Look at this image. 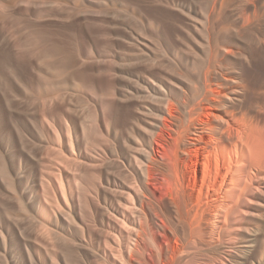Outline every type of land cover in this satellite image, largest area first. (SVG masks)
Instances as JSON below:
<instances>
[{
    "label": "rangeland",
    "instance_id": "374dc122",
    "mask_svg": "<svg viewBox=\"0 0 264 264\" xmlns=\"http://www.w3.org/2000/svg\"><path fill=\"white\" fill-rule=\"evenodd\" d=\"M262 2L0 0V264H264L260 195L222 219L264 149ZM210 27L234 40L206 82Z\"/></svg>",
    "mask_w": 264,
    "mask_h": 264
},
{
    "label": "bare ground",
    "instance_id": "6f19581e",
    "mask_svg": "<svg viewBox=\"0 0 264 264\" xmlns=\"http://www.w3.org/2000/svg\"><path fill=\"white\" fill-rule=\"evenodd\" d=\"M15 1V0H14ZM18 1H21V0H18ZM23 1H25V0H23ZM29 1V0H28ZM31 1V0H30ZM33 1V0H32ZM35 1H37V0H35ZM54 1V0H53ZM221 1V0H220ZM250 1V0H249ZM2 2V1H1ZM9 2V1H8ZM41 2V1H40ZM47 2V1H46ZM232 2V1H231ZM244 3H245V1H243ZM23 3H25V2H23ZM36 3V2H35ZM34 3V4H35ZM39 3V2H38ZM37 3V4H38ZM43 3H45V2H43ZM262 3H264V2H262ZM7 4V3H6ZM16 4H18V2L16 3ZM29 4V3H28ZM31 4V3H30ZM221 4V3H220ZM10 5V4H9ZM44 5V4H43ZM53 5V4H52ZM51 5V6H52ZM244 5V4H243ZM248 5V4H247ZM11 6V5H10ZM9 6V7H10ZM42 6V5H41ZM47 6V5H46ZM49 6V5H48ZM249 6V5H248ZM11 8H13V7H11ZM11 10V9H10ZM6 11H8V10H6ZM25 11V10H24ZM236 11V10H235ZM2 12V11H1ZM18 13V12H17ZM41 13V12H40ZM47 13V12H46ZM39 14V13H38ZM229 14V13H228ZM18 16V15H17ZM223 16V15H222ZM247 16V15H246ZM19 17V16H18ZM228 18V17H227ZM245 18V17H244ZM15 19V18H14ZM204 19V18H203ZM205 19H207V18H205ZM204 19V20H205ZM260 19V18H259ZM213 20H214V17H213ZM221 20V19H220ZM225 20V19H224ZM214 21H216V20H214ZM27 22V21H26ZM197 22H199V21H197ZM196 22V23H197ZM225 22H227V21H225ZM230 22H233V21H230ZM6 23V22H5ZM210 23H212V22H210ZM214 23V22H213ZM217 23H219V22H217ZM222 23V22H221ZM235 23V22H234ZM13 24V23H12ZM194 24V23H193ZM201 24V23H200ZM206 24V23H205ZM226 24V23H225ZM220 24H218L217 26H219ZM203 27H206V26H204V25H202ZM212 26V25H211ZM214 26V25H213ZM216 26V27H217ZM220 26H223L222 24L220 25ZM248 26V25H247ZM199 27V26H198ZM210 28H212V29H209V30H207V32L209 33H207L208 34V40H209V44L210 45H208L207 46V49H208V47H209V49H208V51H206V52H208L207 53V70L205 71V73H204V75H203V80H205L206 82L209 80L208 79V74L210 73V69L213 67L216 71H218V70H223V68H224V66H226V65H224L222 62H221V59H220V57H222V55L224 54L223 52H221V43H223V44H225L224 42H227L228 44H229V42H231L232 40H234V39H230V38H232L230 35H228L227 34V29L228 28H226V29H223V27L221 28V29H216V30H218V31H215L214 30V28L213 27H210ZM238 27H236V29H237ZM234 29V28H233ZM203 36V35H202ZM204 37V36H203ZM236 38V37H235ZM21 40V39H20ZM205 40H207V37H206V39ZM238 41V40H237ZM16 42V41H15ZM19 42V41H18ZM233 42V41H232ZM231 42V43H232ZM17 43V42H16ZM206 43H207V41H206ZM226 43V44H227ZM235 43H237V42H235ZM21 44V43H20ZM22 46V45H21ZM20 46V47H21ZM222 46H224V45H222ZM44 47V46H43ZM59 47V46H58ZM235 47V46H234ZM237 48V47H236ZM239 48V47H238ZM39 49V48H38ZM40 49H42V48H40ZM44 49V48H43ZM54 49V48H53ZM56 49V48H55ZM206 48H205V50H207ZM224 49V48H223ZM225 49H227V48H225ZM65 50V49H64ZM21 51V50H20ZM63 51V50H62ZM67 51V50H66ZM235 51V50H234ZM238 51V50H237ZM241 51V50H240ZM244 51V50H243ZM17 52V51H16ZM224 52H226V50L224 51ZM24 53V52H23ZM40 53V52H39ZM44 53V52H43ZM240 53V52H239ZM41 54V53H40ZM232 54V53H231ZM16 55V54H15ZM22 55V54H21ZM48 55H50V54H48ZM23 56V55H22ZM224 56H226L225 54H224ZM253 56H255L254 57V59L255 60H258L259 58H261V57H264V54L260 51V50H257V51H255V54L253 55ZM45 57V56H44ZM51 57V56H50ZM39 58V57H38ZM67 58V57H66ZM236 58V57H235ZM56 59V58H55ZM54 59V60H55ZM222 59H224V57L222 58ZM264 59V58H263ZM50 60V59H49ZM65 60V59H64ZM226 60V62H230V60L228 59V57L225 59ZM58 61V60H57ZM61 61H62V59H61ZM49 62H51V61H49ZM48 62V63H49ZM66 63V62H65ZM225 63V62H224ZM230 63H232V61L230 62ZM55 64V63H54ZM229 64V63H228ZM44 66V65H43ZM47 67H48V65H46ZM55 66V65H54ZM229 66V65H228ZM233 66V65H232ZM40 67V66H39ZM51 67H52V65H51ZM57 67V66H56ZM59 67V66H58ZM1 68V67H0ZM55 68V67H54ZM10 69V68H9ZM25 69V68H24ZM59 69V68H58ZM21 70V69H20ZM244 70L246 71V73H249V72H251L249 69H248V66L247 67H245L244 68ZM11 71V70H10ZM9 71V72H10ZM55 71H56V68H55ZM255 71V70H254ZM59 72V71H58ZM221 72V71H220ZM60 73V72H59ZM74 73H76V72H74ZM179 73V72H178ZM7 74V73H6ZM225 74V73H224ZM220 75V74H219ZM200 75L198 74V77H196L197 79L196 80H200ZM229 77H230V75H229ZM180 78V77H179ZM223 78H225V77H223ZM234 78V77H233ZM98 79V78H97ZM229 79V78H228ZM230 79H232V78H230ZM229 79V80H230ZM170 80V79H169ZM178 80V79H177ZM48 81V80H47ZM66 81V80H65ZM197 81V82H198ZM232 81V80H231ZM233 81H235L236 83H237V79H233ZM82 82V81H81ZM90 82V81H89ZM182 82V81H181ZM45 83H47L46 81H45ZM175 83V82H174ZM230 83V82H229ZM171 84V83H170ZM177 84V83H176ZM220 84V83H219ZM172 85H173V83H172ZM222 85H224V84H222ZM227 85V84H226ZM233 84H231V86H232ZM228 86V85H227ZM88 87V86H87ZM163 87V86H162ZM176 87H178V85L176 86ZM180 87V86H179ZM226 87V86H225ZM239 87H232L228 92H229V94L226 96V97H224L223 99L222 98H219L218 100H215V102H214V104H215V106H216V108H218L219 110H225V107L227 106V103H228V101L227 100H229V101H233V100H238V94H237V91L239 90L238 89ZM69 89V88H68ZM176 89V88H175ZM198 89V88H197ZM196 88H195V90H196V93H198ZM85 91V90H84ZM5 92V91H4ZM67 92V91H66ZM163 92H165V90L163 89ZM179 92H180V90H179ZM227 92V91H226ZM227 92V93H228ZM87 93V92H86ZM167 93V92H166ZM178 93V92H177ZM177 93H176V95H177ZM4 95H5V93H3ZM62 94V93H61ZM64 94V93H63ZM165 94V93H164ZM66 95V94H65ZM71 95V94H70ZM163 95V94H162ZM60 96V95H59ZM59 96H58V98H59ZM61 96H63V95H61ZM1 97V96H0ZM163 97V96H162ZM168 97V96H167ZM177 97V96H176ZM57 98V99H58ZM71 98V97H70ZM164 98V97H163ZM167 99V98H166ZM50 100V99H49ZM53 99H51V101H52ZM59 100V99H58ZM168 100V99H167ZM70 101V100H69ZM43 102V101H42ZM46 102V101H45ZM57 102V101H56ZM151 102V101H150ZM63 103V102H62ZM69 103V102H68ZM80 103V102H79ZM84 103V102H83ZM1 104V103H0ZM53 104V103H52ZM60 104V103H59ZM78 104V103H77ZM43 105V103L41 104V106ZM51 105V104H50ZM183 105V104H182ZM49 106V105H48ZM77 106V105H76ZM43 107H45V106H43ZM85 107L86 108H88L86 105H85ZM159 107V106H158ZM61 108V107H60ZM80 108V107H79ZM86 108L84 109V110H86ZM161 109H162V107H160ZM68 109V108H67ZM5 110V109H4ZM74 110V109H73ZM223 110V111H224ZM3 111V110H2ZM69 111H72L71 109L69 110ZM88 112V111H87ZM225 112V111H224ZM60 113V112H59ZM60 115H63V114H60ZM157 115V114H156ZM245 115V114H244ZM90 116V115H89ZM221 116V115H220ZM218 117V119L222 122V123H227V119L225 118V117ZM217 118V117H216ZM216 118H214V120H216ZM91 121V120H90ZM218 121V120H217ZM64 122V121H63ZM220 123V122H219ZM67 124V123H66ZM89 124V123H88ZM76 125V124H75ZM220 125H222V124H220ZM4 126V125H3ZM2 126V127H3ZM91 126V125H90ZM219 126V125H218ZM223 126V125H222ZM67 129V128H66ZM218 129V127L217 126H213L212 127V131H216ZM258 130H257V132L260 130L259 128H257ZM63 130V129H62ZM70 130V129H69ZM91 130V129H90ZM224 130H226V129H224ZM83 131V130H82ZM86 131V130H85ZM85 131H83L84 133H85ZM222 131V130H221ZM227 132V134H228V136L230 135V137H232L233 135H234V133L233 132H231L230 130H226ZM89 132V131H88ZM196 132V131H195ZM256 132V131H255ZM255 132H253V134H256ZM64 133H65V131H64ZM83 133V134H84ZM215 133V132H214ZM218 133V132H217ZM219 133H221V132H219ZM262 133H264V131H262ZM70 134V133H69ZM89 135H90V133H89ZM237 135V139L238 140H236V142H234V144H233V146L234 147H236L237 145H238V143H241V136L240 135H238V134H236ZM91 136V135H90ZM90 136H88V138L90 137ZM149 136V135H148ZM214 136H216V135H214ZM218 140V139H217ZM216 140V141H217ZM243 142V141H242ZM247 147H246V150H247V156H248V161L245 159V158H243L242 159V161H240L239 163H237V164H235V166H233V168H232V170L231 171H233V173H231L232 174V180H231V184H232V186H231V189L228 191V200H227V202L225 203V205L223 206L222 205V209H224L225 210V213H223V221H228L229 219V215H231L233 212H232V210H234V207L235 206H238L237 205V203H238V200L239 201H241V198H243V197H245L246 195H253V193L255 192L256 194L258 193V195H260L259 197V199H256V200H254L255 202H258L259 203V205H263L264 206V149L263 150H260V151H258V149H257V144L258 143H255V139H251V142H243ZM261 144H259V146H260ZM243 147V146H242ZM58 153V152H57ZM245 154V153H244ZM243 154V155H244ZM64 156V155H63ZM2 157V156H1ZM68 158V157H67ZM57 160H58V158H57ZM71 161V160H70ZM233 161V160H232ZM62 164V163H61ZM69 164V163H68ZM67 164V165H68ZM3 165V164H2ZM71 165V164H70ZM66 166V165H65ZM64 166V167H65ZM63 167V166H62ZM1 168V167H0ZM67 168V167H66ZM65 168V169H66ZM62 169V168H61ZM72 170V169H71ZM74 171V170H73ZM91 171V170H90ZM60 173V172H59ZM92 173V172H91ZM230 173V172H229ZM5 174V173H4ZM71 174H73V173H71ZM77 174V173H76ZM231 174H230V176H231ZM8 175V174H7ZM58 175V174H57ZM85 175V174H84ZM88 175V174H87ZM72 176V175H71ZM75 177H77V176H75ZM85 177V176H84ZM90 177V176H89ZM93 177V176H92ZM55 178H56V176H55ZM59 178V177H58ZM66 178V177H65ZM61 179V178H60ZM77 179V178H76ZM81 180V179H80ZM84 180V179H83ZM56 181V180H55ZM58 181V180H57ZM61 181V180H60ZM73 181V180H72ZM75 182V181H74ZM87 182V181H86ZM92 182V181H91ZM230 182V181H229ZM63 183V182H62ZM67 183V182H66ZM72 183V182H71ZM76 183V182H75ZM73 184V183H72ZM76 184H78V183H76ZM81 183H80V181H79V185H80ZM84 184V183H83ZM88 184V183H87ZM63 184H61V186H62ZM79 185H77V186H79ZM82 185V184H81ZM90 185V184H89ZM60 186V185H59ZM60 186V187H61ZM83 186V185H82ZM42 187V186H41ZM58 187V186H57ZM70 187V186H69ZM74 187V186H73ZM43 188H44V186H43ZM64 188V187H63ZM70 189H73V188H70ZM63 192H64V190H63ZM63 192H61V193H63ZM254 193V194H255ZM64 195V194H63ZM255 196H257V195H255ZM64 197V196H63ZM254 197V196H253ZM65 198V197H64ZM249 198V197H248ZM251 198V197H250ZM245 200H247V198H244ZM64 201H65V199H64ZM252 201H253V199H252ZM242 202V201H241ZM244 202V201H243ZM242 202V203H243ZM248 203H250V199H249V201H248ZM254 203V202H253ZM241 204V203H240ZM241 206V205H240ZM257 205H255V207H256ZM247 207V206H246ZM262 207V206H261ZM45 208V207H44ZM240 208V207H239ZM238 208V209H239ZM237 209V210H238ZM226 210H228L227 212H226ZM248 210V209H247ZM236 211V210H235ZM232 212V213H231ZM259 212V211H258ZM262 212V211H261ZM55 213V212H54ZM47 214V213H46ZM62 215V214H61ZM65 215V214H64ZM219 215V214H218ZM234 215V214H233ZM216 217V216H215ZM220 218V219H221ZM239 218V217H238ZM179 219V218H178ZM219 219V220H220ZM234 220V219H233ZM231 222H232V220H231ZM233 223V222H232ZM234 224V223H233ZM232 224V225H233ZM220 225H222L221 223H220ZM224 225V224H223ZM222 227V226H221ZM150 228H151V226H150ZM149 228V229H150ZM219 229H220V227H219ZM221 229H223V227L221 228ZM229 230H231V227H230V229ZM188 231H191V230H188ZM218 231V230H217ZM245 231V230H244ZM248 231V230H247ZM255 231V230H254ZM152 232L154 233V231L152 230ZM151 232V233H152ZM246 232V231H245ZM253 232V231H252ZM220 233V232H219ZM218 233V234H219ZM227 233V232H226ZM247 233V232H246ZM155 234V233H154ZM188 234H189V232H188ZM254 234V233H253ZM153 235V234H152ZM191 235V234H190ZM251 235V234H250ZM217 236H219V235H217ZM252 236V235H251ZM251 236L249 237L250 238V241H252V239H254V238H251ZM254 236V235H253ZM191 238V237H190ZM197 238V237H196ZM193 239V238H192ZM200 239V238H199ZM198 239V240H199ZM246 239H248V238H246ZM194 240V239H193ZM192 240V241H193ZM189 241H190V239H189ZM255 241V240H254ZM191 242V241H190ZM245 243H247V242H245ZM254 243V242H253ZM198 246V245H197ZM253 246V244L250 242V243H248L247 245H246V248H249L250 249V247H252ZM240 247H242V246H240ZM237 248V247H236ZM193 249V248H192ZM235 249V248H234ZM243 249V247L241 248V250ZM191 250V249H190ZM238 250H240V249H238ZM248 250V249H247ZM193 251V250H192ZM195 251V250H194ZM197 251V250H196ZM200 251V250H199ZM235 251H236V249H235ZM212 252V251H211ZM241 252V251H240ZM249 252V251H248ZM259 252H261V250L259 251ZM193 253V252H192ZM201 253H203V252H201ZM198 254V253H197ZM244 254V253H243ZM261 254V253H260ZM260 256V255H259ZM203 258V257H202ZM233 260V259H232ZM256 264V263H255ZM261 264V263H260Z\"/></svg>",
    "mask_w": 264,
    "mask_h": 264
}]
</instances>
